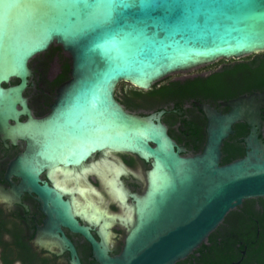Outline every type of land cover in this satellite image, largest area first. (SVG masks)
Here are the masks:
<instances>
[{"label":"water","instance_id":"1","mask_svg":"<svg viewBox=\"0 0 264 264\" xmlns=\"http://www.w3.org/2000/svg\"><path fill=\"white\" fill-rule=\"evenodd\" d=\"M51 46L69 58L70 78L36 118L23 95L29 62ZM262 51L264 0H0V133L25 141L9 170L42 196L53 224L39 229L35 242L68 248L71 264L80 261L58 224L81 233L100 264H177L215 243L264 198V104L224 103L226 113L204 108V149L182 156L161 112L130 113L114 90L119 82L148 90L171 74ZM239 121L249 127L245 154L221 164L223 142ZM103 150L150 163L116 256L105 238L96 241L77 223L56 190L38 182L45 169L78 166Z\"/></svg>","mask_w":264,"mask_h":264},{"label":"flooded vegetation","instance_id":"2","mask_svg":"<svg viewBox=\"0 0 264 264\" xmlns=\"http://www.w3.org/2000/svg\"><path fill=\"white\" fill-rule=\"evenodd\" d=\"M29 67L31 75L23 95L32 115L39 118L51 110L58 88L70 78V70L66 74L60 57L50 53L37 55ZM216 76H219L218 87L203 86ZM18 82L12 79L10 84ZM157 82L156 90L172 86L176 89L159 97L144 92L147 90L135 94V87L119 82L114 96L130 113L161 112L159 119L180 155L194 156L203 151L208 136L204 108L226 113L230 108L224 103H249L244 98L264 93V53L232 58L217 65L213 62ZM195 82L201 84L200 88H189ZM181 88L183 91H176ZM260 111L259 136L264 140V108ZM238 123H244L242 129H247L239 137L244 143L243 138L249 133L244 121L232 126L231 135L237 132ZM24 150L25 141L13 142L0 133V264H71L68 248L61 249L54 243L40 247L35 242L37 231L52 228L53 224L42 196L23 185L21 177L9 170V163ZM149 168L150 163L135 154L103 150L78 166L45 169L39 174L38 182L56 190L71 205L77 223L86 227L96 241L105 238L108 254L116 256L123 249L135 217V196L146 189ZM58 228V234L74 247L80 264H100L93 257L91 243L81 233L64 224H58ZM177 264H264V198L215 243Z\"/></svg>","mask_w":264,"mask_h":264},{"label":"trees","instance_id":"3","mask_svg":"<svg viewBox=\"0 0 264 264\" xmlns=\"http://www.w3.org/2000/svg\"><path fill=\"white\" fill-rule=\"evenodd\" d=\"M45 53H50L51 55H58L60 57V61L62 63V69L65 71L66 74H67V72H69L70 60L67 56L62 55V50L59 46H51L50 49L48 51H46ZM221 60H226V59H220V61ZM258 68H260V66ZM68 76H65V77H68ZM218 78H219V76H216V78L208 80L207 82L203 83V86L205 85L204 86L205 88H210L213 86V84L217 85L219 83ZM157 84H158V82H155L154 84H152L150 89H148L147 91H144V92H147L150 94L156 93L155 95H158L159 97H161V96H165L168 93H170L171 92L170 90L176 89V87L172 86L168 89H162L161 88V89L156 90L155 86ZM200 85H201L200 83L198 84L195 82L193 84H190L189 88H192V89L194 88L197 90L198 88H200L199 87ZM217 87H218V85H217ZM189 88H187V89H189ZM182 89L183 88L176 90V91H180V90L183 91ZM133 90H134L135 94H137L139 92H143L141 89H137V88H134ZM235 127H237L236 128L237 132L233 135H230L228 138H226L223 142L222 147H221V151H222L221 164L228 163V162H230L236 158L242 157L245 154L244 143L240 140L239 137L246 134L247 129L246 130L242 129V128H245L244 123H238Z\"/></svg>","mask_w":264,"mask_h":264},{"label":"bare ground","instance_id":"4","mask_svg":"<svg viewBox=\"0 0 264 264\" xmlns=\"http://www.w3.org/2000/svg\"><path fill=\"white\" fill-rule=\"evenodd\" d=\"M244 100H247L249 103H252L254 105V107L258 106V105L262 104V101H264V93L260 94V95H254L250 98H244ZM244 102H246V101H244ZM208 114H209V116H211V114L209 112H208Z\"/></svg>","mask_w":264,"mask_h":264},{"label":"rangeland","instance_id":"5","mask_svg":"<svg viewBox=\"0 0 264 264\" xmlns=\"http://www.w3.org/2000/svg\"><path fill=\"white\" fill-rule=\"evenodd\" d=\"M259 53H264V51H262V52H259ZM248 56V55H247ZM246 56V57H247ZM230 60H232V59H228V60H218V61H216V62H214V63H216V65L218 64V63H220V62H222V61H224V62H229ZM198 68V67H197ZM197 68H195V69H192V70H196ZM189 71H191V70H189ZM117 90H119L120 91V89H119V87H117Z\"/></svg>","mask_w":264,"mask_h":264}]
</instances>
